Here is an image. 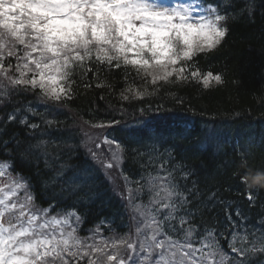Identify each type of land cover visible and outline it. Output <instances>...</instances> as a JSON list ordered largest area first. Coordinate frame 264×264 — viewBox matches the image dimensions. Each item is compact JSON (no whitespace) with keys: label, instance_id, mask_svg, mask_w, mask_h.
I'll list each match as a JSON object with an SVG mask.
<instances>
[{"label":"snow or ice","instance_id":"6c2138e0","mask_svg":"<svg viewBox=\"0 0 264 264\" xmlns=\"http://www.w3.org/2000/svg\"><path fill=\"white\" fill-rule=\"evenodd\" d=\"M171 11L178 15L190 12L202 20L222 22L227 18L218 14L216 7L206 9L194 4H177ZM172 19L152 0H0V146L10 157L0 162V264H264V217L257 221L260 227L246 225L249 216L236 208L238 221L233 220L226 209L228 223L221 228L211 213L223 201L217 200L215 193L202 198L198 185L189 186L190 170L176 163L171 151L161 152L155 143L145 144L143 151L134 150L141 173L139 180L126 177L125 183L136 187L128 188L126 196L120 193L121 199L127 200L131 221L129 231L122 235L105 237L97 226L90 236L82 237L81 216L62 208L55 210L54 204L39 205L28 179L16 171L14 150L24 145L23 158L39 160L43 156L45 166L51 169L49 149L59 148V144L51 138L25 142L15 133L5 137L8 126L25 127L33 139L41 124L32 122V116H40L45 129L56 127L59 121L54 113L73 99L77 78L85 81L94 69L105 78V69L113 66L116 70L123 66L126 73L129 66L134 70L143 85L121 91L123 101L156 96L159 87L149 91V84L157 86L159 82L173 84L191 78L202 81L205 89L213 81L222 83L220 75L211 71L202 75L195 63H188L208 53L206 48L216 49L220 44L216 37L224 40L228 29L215 25L211 29L202 26L201 37L207 39L200 43L199 52L198 41L186 39L188 46L182 57H171V64L177 67L161 77L146 78L144 73L152 63L162 64L164 60L157 57L150 61L139 50L154 55L158 42L168 35L166 31L164 36L158 35L164 29L156 25ZM23 93H35L36 99L47 106L45 113L38 112L31 102L24 103L20 98ZM143 111L140 109L141 114ZM128 135L159 140L147 123ZM105 143L110 159L117 164L128 154L123 142L105 139ZM89 152L101 162L108 158L92 149ZM113 166L107 164L109 169ZM66 167L61 164V170L45 187L55 191L58 186L60 193L76 195L80 184L71 178L63 183L57 179ZM254 195L249 192V201ZM226 230L231 237L230 251H225L219 239ZM110 231L115 233V229Z\"/></svg>","mask_w":264,"mask_h":264},{"label":"trees","instance_id":"16d2710c","mask_svg":"<svg viewBox=\"0 0 264 264\" xmlns=\"http://www.w3.org/2000/svg\"><path fill=\"white\" fill-rule=\"evenodd\" d=\"M196 1L206 9L216 7L218 14L225 15L227 18L221 23L228 32L216 49L188 63H195L202 75L208 71L220 75L222 83L213 81L205 89L202 81L191 78L173 84L159 82L157 86L149 84V91L159 87L156 96L123 101L121 91L143 85L135 78L134 70L129 66L126 73L123 66L120 70L113 66L111 70L105 69V78L94 69L85 81L77 78L73 99L66 108L54 113L59 121L56 127L45 129L40 116H32V122L41 124L33 139L25 127L8 126L5 137L15 133L25 142L51 138L59 144V148L49 149L51 169L45 166L43 156L39 160L23 158L24 145L14 150L12 157L16 171L28 179L39 205L54 204L55 210L62 208L81 216L82 237L90 236L97 226L105 237L129 231L127 200L121 199L120 193L126 196L128 188L136 187L134 183L126 184V177L129 181L140 178L141 168L134 150L143 151L145 144L152 143L161 152L171 151L174 161L190 170L189 186L198 185L202 198L215 193L217 200L223 201L211 213L220 221L221 228L228 223L226 209L238 221L236 208L250 217L246 225L261 226L257 221L264 217V0ZM20 98L45 113L47 106L36 99L35 93H23ZM140 109H144L142 114ZM113 121L120 123L94 127ZM146 123L155 129L158 141L149 140L148 135H128L133 128ZM105 139L126 145L128 154L118 164L110 159ZM89 149L108 158L103 162L94 159ZM56 155L59 159L53 158ZM9 159L0 146V162ZM108 163L114 166L109 169ZM61 164L67 167L57 179L63 183L71 178L80 184L76 195L60 193L58 186L55 191L45 187L61 170ZM249 192L255 193L252 201L248 199ZM110 229H115V233ZM230 238L228 230L219 237L225 251H230Z\"/></svg>","mask_w":264,"mask_h":264},{"label":"clouds","instance_id":"9594fccd","mask_svg":"<svg viewBox=\"0 0 264 264\" xmlns=\"http://www.w3.org/2000/svg\"><path fill=\"white\" fill-rule=\"evenodd\" d=\"M152 3L159 6L160 10L166 11L169 15H172L174 19L171 21L163 20L156 25V27L164 29V31L158 35L164 36L165 31L168 35L165 39L158 42L154 55L148 51H144L143 49L139 50L142 51L143 55L150 61H154L157 57L163 58L164 60V63L162 64H157L155 62L152 63L151 67L144 73L148 79L161 77L165 75L166 71H170L174 67H177L171 64V57H182V53L188 46L185 43L186 39L198 41L196 44V50L199 52L200 43L203 42V39H207V37H201L200 33L203 30L202 26L206 25L209 29H211L213 25L217 28H223V24L216 21L214 18L211 20H202L193 16L190 12H183L178 15L171 11V7L165 6L160 3L159 0H152ZM195 29H200V31H194ZM216 39L220 41V44L223 41V38L221 37H216ZM220 44H217L216 47ZM213 50L214 49H205V51L208 52ZM181 63H183L182 59Z\"/></svg>","mask_w":264,"mask_h":264},{"label":"rangeland","instance_id":"374dc122","mask_svg":"<svg viewBox=\"0 0 264 264\" xmlns=\"http://www.w3.org/2000/svg\"><path fill=\"white\" fill-rule=\"evenodd\" d=\"M159 2L169 7L175 6L177 4H189V5L194 4L201 7L199 3H196L193 0H159Z\"/></svg>","mask_w":264,"mask_h":264},{"label":"bare ground","instance_id":"6f19581e","mask_svg":"<svg viewBox=\"0 0 264 264\" xmlns=\"http://www.w3.org/2000/svg\"><path fill=\"white\" fill-rule=\"evenodd\" d=\"M194 2H196V3H199L198 1H196V0H193ZM200 4V3H199Z\"/></svg>","mask_w":264,"mask_h":264}]
</instances>
